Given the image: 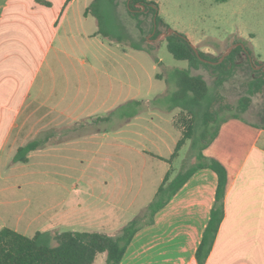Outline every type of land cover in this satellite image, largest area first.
<instances>
[{
  "label": "crops",
  "instance_id": "1",
  "mask_svg": "<svg viewBox=\"0 0 264 264\" xmlns=\"http://www.w3.org/2000/svg\"><path fill=\"white\" fill-rule=\"evenodd\" d=\"M93 1L0 0V230L118 235L182 168L184 149L168 161L181 131L162 59L104 37ZM34 140L44 143L15 161ZM203 154L227 171L204 264H264V123L229 117ZM217 186L214 170H197L120 264H199Z\"/></svg>",
  "mask_w": 264,
  "mask_h": 264
},
{
  "label": "trees",
  "instance_id": "2",
  "mask_svg": "<svg viewBox=\"0 0 264 264\" xmlns=\"http://www.w3.org/2000/svg\"><path fill=\"white\" fill-rule=\"evenodd\" d=\"M120 0H94L86 9V13L93 14L99 22V32L110 40L121 43H130L132 47L140 48L139 42H133L125 26L120 22L116 9ZM128 13L138 21L140 32H145L142 25L143 16H151L149 32L154 34V39L163 31L159 29L163 18L159 14V6L153 0H125ZM143 7H145L143 9ZM168 32V31H166ZM166 38L169 52L177 60H186L187 68H175L166 77L169 85L174 88L166 97L169 108L182 109L179 119L175 120L176 126L181 131V137L175 151L168 159L172 162L180 153L186 141L191 139V150L195 152L196 161L188 167L182 166L180 171L171 179L167 173L163 183L158 189L154 200L149 204L143 214L133 218L125 225L120 234L110 236L99 232H37L34 236H26L12 228L4 227L0 230V264H95L99 253H106V264H120L125 251L135 233L145 224L152 223L157 211L163 208L179 191V189L201 168H211L218 175L216 200L213 206L209 223L206 227L202 242L198 247L196 257L199 264L207 260L219 226L223 220L225 209L224 199L227 186L226 168L216 159L208 158L203 150L209 146L219 133L220 126L229 117H241L250 107L253 96L264 90V65L263 61L255 60L253 51L243 40L222 60L220 57H211L206 52L199 50V54L192 47L191 40L183 33H173ZM242 55L246 56L252 66L254 75L247 82V92L240 97L238 112L227 118H219L224 107L215 108L216 96L211 92L210 86L202 74H193V69L201 66L211 70L216 76L219 86L234 74L240 63ZM206 59V60H203ZM201 118L204 125L216 122L210 138L201 140L195 133ZM102 119V118H101ZM44 141L34 140L21 146L14 157L15 161H27L30 151L42 146Z\"/></svg>",
  "mask_w": 264,
  "mask_h": 264
},
{
  "label": "rangeland",
  "instance_id": "3",
  "mask_svg": "<svg viewBox=\"0 0 264 264\" xmlns=\"http://www.w3.org/2000/svg\"><path fill=\"white\" fill-rule=\"evenodd\" d=\"M153 1L157 2L159 14L164 21L159 26L161 31L166 32L172 29L183 33L198 50L204 51L215 58L224 55L232 45L238 43L237 41L243 40L252 49L255 60L264 62V0ZM119 2L120 5L116 9L118 19L125 26L133 42H139L141 45L154 49L157 57L162 59L163 63L159 67V71L163 75L168 77L173 69L189 66L188 61L177 60L169 52L165 36L160 38L157 36L154 39V34L149 32L152 21L151 16H140L143 20L142 25L145 28V32H140L138 21L126 9L125 0ZM239 60L240 63L234 74L219 86L216 84V76L206 67L201 66L192 70L193 74H202L207 80L211 92L216 96L215 108L229 106L224 107L219 114V118L228 117L238 112L239 99L246 94L247 82L254 75L253 68L246 56L242 55ZM262 106H264V90L253 96V101L248 108L251 109L250 112L246 113V111L244 112L246 114L242 113L241 115L254 123H264L261 114L260 116L257 115L261 113ZM174 111V119H179L182 109L177 108ZM216 126L215 121H209L205 126L204 118H201L195 133L203 141L210 138ZM191 143V139L187 140L182 148L184 149L182 151V166L185 167L196 161L195 152L191 150ZM179 163L180 160L176 161L175 167ZM95 264H106V253L98 254Z\"/></svg>",
  "mask_w": 264,
  "mask_h": 264
},
{
  "label": "water",
  "instance_id": "4",
  "mask_svg": "<svg viewBox=\"0 0 264 264\" xmlns=\"http://www.w3.org/2000/svg\"><path fill=\"white\" fill-rule=\"evenodd\" d=\"M145 7H143V9H144ZM173 33H176V31L175 30H170V31H168V32H162L161 34H159V38L160 37H162V36H165V37H167V36H169V35H172ZM239 45V43H236V44H234V45H232L230 48H229V50L222 56V58H221V60L220 61H222L232 50H233V48H235L236 46H238ZM192 47L195 49V51L197 52V54H199V50L197 49V47L194 45V44H192ZM203 60H206V59H203ZM264 65H261V66H259V67H257V68H262Z\"/></svg>",
  "mask_w": 264,
  "mask_h": 264
}]
</instances>
